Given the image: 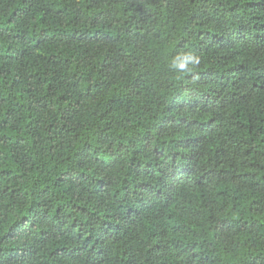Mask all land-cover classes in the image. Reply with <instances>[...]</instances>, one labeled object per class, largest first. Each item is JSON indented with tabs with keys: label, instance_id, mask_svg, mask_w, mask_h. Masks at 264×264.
I'll list each match as a JSON object with an SVG mask.
<instances>
[{
	"label": "trees",
	"instance_id": "trees-1",
	"mask_svg": "<svg viewBox=\"0 0 264 264\" xmlns=\"http://www.w3.org/2000/svg\"><path fill=\"white\" fill-rule=\"evenodd\" d=\"M0 264H264V0H0Z\"/></svg>",
	"mask_w": 264,
	"mask_h": 264
},
{
	"label": "clouds",
	"instance_id": "clouds-1",
	"mask_svg": "<svg viewBox=\"0 0 264 264\" xmlns=\"http://www.w3.org/2000/svg\"><path fill=\"white\" fill-rule=\"evenodd\" d=\"M199 63L200 59L194 52L182 51L173 58L171 68L180 73H192Z\"/></svg>",
	"mask_w": 264,
	"mask_h": 264
}]
</instances>
